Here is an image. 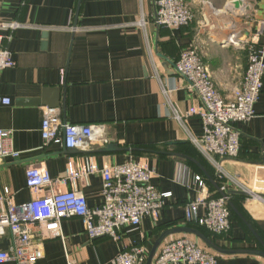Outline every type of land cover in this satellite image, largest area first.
Returning a JSON list of instances; mask_svg holds the SVG:
<instances>
[{
	"label": "crops",
	"instance_id": "1",
	"mask_svg": "<svg viewBox=\"0 0 264 264\" xmlns=\"http://www.w3.org/2000/svg\"><path fill=\"white\" fill-rule=\"evenodd\" d=\"M187 1L195 21L173 31L154 23V0H0V35L12 38L5 46L16 62L15 68L0 74V96L11 100L10 106L0 107V128L12 131L13 147L21 153L17 160L0 163V190L21 204L32 198L25 174L30 165L44 167L58 179L70 158L79 169L89 162L109 168L133 158L154 170L152 184L158 191L171 194L158 222L144 218L139 229L126 228L120 242H90L81 220H64V239L45 242L43 258L33 264H113L118 253L137 244L150 253L169 231L199 230L196 221L184 220L186 205L198 196L186 183L192 185L201 175L216 197L206 176L214 180L215 171L189 140V135L203 132L197 117L186 118L200 102L173 64L184 49L196 45L219 91L230 97L248 63L247 52L234 44L247 38L256 21L264 20V0H243L248 11L242 8L240 17L226 11L233 0ZM12 25L17 27L8 28ZM46 110L56 111L63 123L103 125L108 143L71 153L60 144L44 147ZM254 111L249 122L237 125L243 134L239 158L223 162L232 177L245 182L264 176V87ZM109 145L116 151H105ZM75 186L90 207L101 204L100 174L78 179ZM71 188V182L60 187ZM235 196L231 203L245 221L236 214L228 235H205L223 250L239 252L218 253L194 235L175 233L163 240L157 253L167 242L188 236L213 252L218 264H264L262 257L240 253L263 251L264 203ZM10 247V238L0 239V250Z\"/></svg>",
	"mask_w": 264,
	"mask_h": 264
},
{
	"label": "built area",
	"instance_id": "2",
	"mask_svg": "<svg viewBox=\"0 0 264 264\" xmlns=\"http://www.w3.org/2000/svg\"><path fill=\"white\" fill-rule=\"evenodd\" d=\"M154 23L158 27L179 30L195 21V14L187 0H154ZM254 30L241 42L234 44L247 52L246 71L230 97L224 98L213 79L212 72L203 61L194 44L184 49L173 64L176 74L187 82L200 104L186 115L197 117L203 126L199 136L189 140L215 171V182L224 194L213 197L207 181L195 176L187 188H196L198 196L185 207V223L196 221L213 235L226 236L232 228L231 203L234 194L243 195L246 202L264 203V176L256 175L251 182L237 180L224 168L225 160L239 158L243 134L237 125L249 122L255 115L254 107L264 87V20L256 21ZM3 28V26H0ZM13 30L16 25L8 26ZM10 36L0 35V74L16 67L12 53L5 46ZM11 100L0 96V107L10 106ZM177 120L183 117L176 115ZM12 131L0 128V163L17 160L20 152L13 147ZM44 147L60 144L65 150L90 151L93 145L108 143L105 127L98 124L63 123L53 110L44 112L41 125ZM26 188L32 198L16 203L14 196L0 190V239L10 238L11 247L0 250V264H33L44 256L47 241L63 240L62 223L68 219L82 221L90 242L109 239L120 242L126 228L139 229L143 219H161L170 193H162L152 184L154 170L143 161L130 159L123 165L99 169L89 162L78 168L69 159L65 174L52 178L49 171L39 165L26 168ZM100 174L103 179L102 201L90 207L84 194L76 189L78 179ZM71 182L73 188L61 190ZM202 210V215L198 212ZM148 248L143 244L123 250L113 264H146ZM152 264H218L217 256L190 237L173 239L162 246Z\"/></svg>",
	"mask_w": 264,
	"mask_h": 264
},
{
	"label": "water",
	"instance_id": "3",
	"mask_svg": "<svg viewBox=\"0 0 264 264\" xmlns=\"http://www.w3.org/2000/svg\"><path fill=\"white\" fill-rule=\"evenodd\" d=\"M81 4V3H80ZM245 5H244V2L243 0H233L231 1L227 7H226V11L228 12H234L236 11V14H234L236 17H240L241 16V9L244 8ZM244 12L248 11V8L247 9H243ZM44 39L47 40L48 39V33L44 34L43 35ZM46 47V44L44 45ZM57 93L61 92L60 89H57L56 90ZM48 93V90L46 91V95ZM37 103H40V102H37ZM50 109H53V108H58V106H55V107H48ZM115 145H109L108 147H106V149H104L105 151H116L115 149ZM67 152L71 153L73 150H66ZM205 172V171H204ZM206 173V172H205ZM208 180L211 182V184H213V186L216 188L217 192L224 196V194L220 191L217 183L215 182V180H213L212 177H210L208 174H206ZM231 194H234L236 195V193H231ZM229 206L234 210V212L242 219L244 220V218L242 217V215L237 211V209L235 208V206L232 204V203H229ZM245 221V220H244ZM175 233H186V234H190V235H194L196 236L199 240H201L208 248L212 249L213 251L215 252H218V253H223V254H226V253H237L239 251H233V252H228V251H225L223 250L222 248H220L219 246H217L216 244H214L203 232H201L200 230H197V229H192V228H189V227H185V228H180V229H175V230H172V231H169L165 234L162 235V237L155 243V245L153 246L152 250L150 251L149 253V256H148V260L146 262V264H152L153 263V260H154V257L157 253V250L158 248L160 247L161 243L163 242V240L170 234H175ZM260 240V239H259ZM262 246H263V251H256V250H249V251H240V253H247V254H250V255H256V256H259V257H262L264 258V244L261 242Z\"/></svg>",
	"mask_w": 264,
	"mask_h": 264
},
{
	"label": "trees",
	"instance_id": "4",
	"mask_svg": "<svg viewBox=\"0 0 264 264\" xmlns=\"http://www.w3.org/2000/svg\"><path fill=\"white\" fill-rule=\"evenodd\" d=\"M216 195H219V193L217 192L216 193ZM235 196V195H234ZM235 197H239V196H235ZM230 210H231V222H232V217L234 216V215H236V213L234 212V210H232L231 209V207H230ZM240 210V209H239ZM198 229L201 231V232H203L204 234L206 233V234H209L210 232H208L205 228H203V227H201V226H199L198 227Z\"/></svg>",
	"mask_w": 264,
	"mask_h": 264
}]
</instances>
